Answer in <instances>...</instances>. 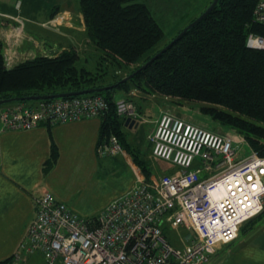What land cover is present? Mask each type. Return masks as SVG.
Listing matches in <instances>:
<instances>
[{
    "label": "built area",
    "instance_id": "built-area-1",
    "mask_svg": "<svg viewBox=\"0 0 264 264\" xmlns=\"http://www.w3.org/2000/svg\"><path fill=\"white\" fill-rule=\"evenodd\" d=\"M254 19L264 24V0L257 1ZM247 45L264 49V38L249 35ZM3 57L6 68L15 65L12 56ZM118 104L124 119H137L132 98ZM109 111V102L97 94L9 103L0 107V134L103 119ZM149 140L152 155L171 162L176 172L147 180L136 168L135 187L90 220L45 193L36 202L26 239L3 264H24L37 253L46 264H210L221 245L234 242L243 224L263 213L264 156L250 150L238 159L241 142L169 112ZM97 155L115 158L125 150L111 135L98 144ZM164 226L180 235L177 245Z\"/></svg>",
    "mask_w": 264,
    "mask_h": 264
},
{
    "label": "trees",
    "instance_id": "trees-1",
    "mask_svg": "<svg viewBox=\"0 0 264 264\" xmlns=\"http://www.w3.org/2000/svg\"><path fill=\"white\" fill-rule=\"evenodd\" d=\"M147 1L80 0L86 32L100 52L94 69L80 64L81 56L73 49L55 56H37L12 68L5 67L0 51V100L54 96L118 84L94 94L102 95L110 105L109 113L102 119L99 143L111 135L124 143V124L114 94L120 89L138 88L202 104L204 113L235 129L254 151L264 156V49L247 45L249 35L264 38V24L254 19L258 0H220L199 24L141 69L185 28L157 49L165 39V31ZM133 66L136 68L131 74L141 71L127 82L115 74L112 77L118 80L103 83L108 68L126 71ZM57 158L53 145L47 170ZM135 161L140 163L137 157ZM263 214L264 211L245 224L252 225Z\"/></svg>",
    "mask_w": 264,
    "mask_h": 264
},
{
    "label": "crops",
    "instance_id": "crops-1",
    "mask_svg": "<svg viewBox=\"0 0 264 264\" xmlns=\"http://www.w3.org/2000/svg\"><path fill=\"white\" fill-rule=\"evenodd\" d=\"M79 6L80 0H0V51L12 56L18 64L37 56H55L69 49L74 38L70 41L67 37L61 44L53 38L47 41V37H52L48 33L58 34L60 30L47 32L44 25L59 12L68 14L70 27L74 23L84 25ZM33 28L41 29L34 31ZM102 123L101 118H94L0 134V263L20 249L35 218L36 202L45 193L54 194L82 216L72 203V190L81 176H92L107 167L97 155ZM53 145L58 158L47 170ZM108 159L123 160L131 168V156ZM172 172L171 169L165 174ZM135 183L110 202L133 189ZM24 264L46 263L37 253L26 256Z\"/></svg>",
    "mask_w": 264,
    "mask_h": 264
},
{
    "label": "rangeland",
    "instance_id": "rangeland-1",
    "mask_svg": "<svg viewBox=\"0 0 264 264\" xmlns=\"http://www.w3.org/2000/svg\"><path fill=\"white\" fill-rule=\"evenodd\" d=\"M213 1L148 0L147 3L153 15L165 31V39L157 46V49L162 48L167 42L171 41L178 31L186 27L191 20L198 18ZM183 14L185 15L182 16ZM69 22L68 14L65 12H59L50 18L45 23L44 30L47 32L60 31L58 34L48 33V36L52 37H47L46 40L51 41L52 39L50 38H53L61 44L67 37L70 38V41L74 38V42H71L69 49L65 50H76L81 56L80 64L94 69L99 64L100 52L97 51L86 32V23L84 25L74 23V26L70 27ZM33 29L37 31V29L41 28ZM2 54L4 56L3 52ZM135 68L136 66H133L132 69H127L126 71L116 70L115 67L114 69L108 68V77L103 79V83L113 82L119 77L123 79L129 77ZM115 74L117 76L116 79L112 77ZM133 91H135V95H131ZM130 98L133 99L138 116L134 120L135 124L132 128L125 126L126 119L121 116L123 120L121 122L124 124V128H122L123 126L121 127L124 143H121L125 150V155L123 156L132 157L131 168L123 160L108 159L111 157L101 158L107 167H104L100 173H95L92 176L83 175L78 179V184L73 186L72 203L76 204L78 211L82 214L81 218L84 220L99 217L104 207L113 198L118 196L121 191H124L128 185L135 183L136 168L140 169L147 180L157 179L171 169L174 172L178 170L171 162L163 161L152 155L154 144L150 143L149 136L155 131L156 122L164 112L172 113L189 123L201 126L212 132L231 136L236 141L241 142L243 145L240 146L243 153L238 155V159L245 155L247 156L250 150H253L249 142L235 129L222 125L219 121L213 119L211 115L204 113L202 104L164 97L138 88H132L127 91L120 89L114 94V100L117 102H119L118 100H130ZM33 102L35 101H29L28 103ZM135 154L137 156H134ZM136 157L140 163L135 161ZM195 166L204 167V164L201 161H196ZM90 216L93 218H86ZM163 229L172 244L177 245L176 243L180 242V235L175 230L165 228V226ZM240 233L235 242L221 246L211 264H264V214L252 225L249 223L243 224ZM181 234L184 233L182 232Z\"/></svg>",
    "mask_w": 264,
    "mask_h": 264
},
{
    "label": "water",
    "instance_id": "water-1",
    "mask_svg": "<svg viewBox=\"0 0 264 264\" xmlns=\"http://www.w3.org/2000/svg\"><path fill=\"white\" fill-rule=\"evenodd\" d=\"M220 0H214L211 5L198 17L196 18L192 23H190L187 27L184 28V30L167 46V48H164L162 52L154 56L145 66H143L141 69L147 67L150 63H152L154 60H156L158 57H160L168 48H170L176 41L181 39L187 32H189L193 27H195L197 24H199L205 17H207L218 5V2ZM139 69L135 74L141 71ZM135 74H131L129 77H126L122 80V82H127L131 78L134 77ZM118 84H115L113 86L109 87H103V88H94V89H89L85 90L82 92H73V93H68V94H58L54 96H38V97H30V98H13L9 100H0V106L4 104H9V103H14V102H22L24 100L26 101H37V100H49V99H56V98H64V97H72V96H79V95H87V94H94V93H100V92H105L107 90H110L112 88L117 87ZM135 124L134 120H131V118H127L125 120V126H129L132 128Z\"/></svg>",
    "mask_w": 264,
    "mask_h": 264
}]
</instances>
